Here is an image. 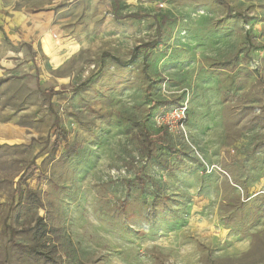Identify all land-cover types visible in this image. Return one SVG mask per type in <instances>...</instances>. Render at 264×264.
<instances>
[{
    "label": "rangeland",
    "instance_id": "374dc122",
    "mask_svg": "<svg viewBox=\"0 0 264 264\" xmlns=\"http://www.w3.org/2000/svg\"><path fill=\"white\" fill-rule=\"evenodd\" d=\"M0 264H264V0H0Z\"/></svg>",
    "mask_w": 264,
    "mask_h": 264
},
{
    "label": "built area",
    "instance_id": "2783aa9c",
    "mask_svg": "<svg viewBox=\"0 0 264 264\" xmlns=\"http://www.w3.org/2000/svg\"><path fill=\"white\" fill-rule=\"evenodd\" d=\"M189 106L187 103L159 113L157 124L169 131L184 130L188 123Z\"/></svg>",
    "mask_w": 264,
    "mask_h": 264
},
{
    "label": "trees",
    "instance_id": "16d2710c",
    "mask_svg": "<svg viewBox=\"0 0 264 264\" xmlns=\"http://www.w3.org/2000/svg\"><path fill=\"white\" fill-rule=\"evenodd\" d=\"M46 92V91H45ZM46 93H48V92H46ZM57 93L56 92H54V91H50L49 92V95H51V96H53V95H56ZM177 107V106H176ZM174 108V107H173ZM167 110H169V109H167ZM166 111V110H165ZM62 134H65V133H62ZM14 237V236H13ZM11 244H13L14 246H17L19 249H20V251H22V252H29V251H31V252H33V253H35L36 255L38 254V255H41V253H38V252H36V250L35 249H33V248H30V247H27V246H23V245H21V244H18V243H15L14 241H13V238L11 239ZM44 258H46V256H43Z\"/></svg>",
    "mask_w": 264,
    "mask_h": 264
},
{
    "label": "crops",
    "instance_id": "0c3cea01",
    "mask_svg": "<svg viewBox=\"0 0 264 264\" xmlns=\"http://www.w3.org/2000/svg\"><path fill=\"white\" fill-rule=\"evenodd\" d=\"M26 22V16L21 14V15H17V17H15V22L13 23V26L15 25H22L23 23Z\"/></svg>",
    "mask_w": 264,
    "mask_h": 264
}]
</instances>
